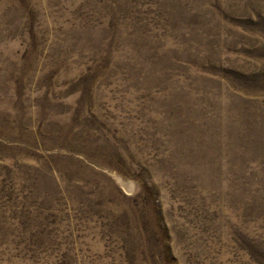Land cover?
Segmentation results:
<instances>
[{"label":"rangeland","instance_id":"rangeland-1","mask_svg":"<svg viewBox=\"0 0 264 264\" xmlns=\"http://www.w3.org/2000/svg\"><path fill=\"white\" fill-rule=\"evenodd\" d=\"M0 264H264V0H0Z\"/></svg>","mask_w":264,"mask_h":264}]
</instances>
